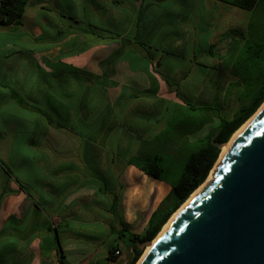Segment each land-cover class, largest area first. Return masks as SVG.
<instances>
[{
  "label": "crops",
  "instance_id": "0c3cea01",
  "mask_svg": "<svg viewBox=\"0 0 264 264\" xmlns=\"http://www.w3.org/2000/svg\"><path fill=\"white\" fill-rule=\"evenodd\" d=\"M236 1L31 0L19 26L0 25V264H59L56 251H47L54 241L48 224L59 229L56 242L67 264L119 263L123 248L107 238L113 237L107 210V223L100 222L103 237L92 245L74 239L80 229L70 228L75 219L90 223L80 212L105 207L106 201L108 209L111 202L106 195L98 200L90 183L96 163L101 171H113L111 165L87 149L111 138L127 147L153 134L162 140L165 126L156 118L172 100L187 108L174 78L182 82L201 67L196 52L209 59L217 83L226 78L222 87L235 81L225 74L230 63L222 55L225 18L240 10H226L233 7L227 3ZM201 82L199 75L192 82L197 93ZM97 116L102 134L95 137ZM190 130L183 136L198 132ZM195 142L185 138L184 144ZM130 170L149 183L150 202L159 184L166 188L146 227L170 187L127 165L123 180ZM128 193L120 198L119 211L130 229L143 214L144 201L128 203ZM116 244L120 255L111 259Z\"/></svg>",
  "mask_w": 264,
  "mask_h": 264
},
{
  "label": "water",
  "instance_id": "95a60500",
  "mask_svg": "<svg viewBox=\"0 0 264 264\" xmlns=\"http://www.w3.org/2000/svg\"><path fill=\"white\" fill-rule=\"evenodd\" d=\"M259 109L140 264H264V103Z\"/></svg>",
  "mask_w": 264,
  "mask_h": 264
},
{
  "label": "trees",
  "instance_id": "16d2710c",
  "mask_svg": "<svg viewBox=\"0 0 264 264\" xmlns=\"http://www.w3.org/2000/svg\"><path fill=\"white\" fill-rule=\"evenodd\" d=\"M30 1L31 0H0V25L19 26L25 8ZM227 4L250 14L248 29L253 28L255 23L257 26H260V24L264 26V0H239ZM261 28H259L255 34L253 33L249 36V39L255 42L248 47L247 57L245 58V62L247 63L258 60V71L249 78L244 79L240 77L236 82L228 84V88L230 89L225 93L226 97L231 95V92L235 90L236 101L238 103V108L230 117H221L219 110L215 107H195L184 102V105L190 111L204 115L202 121L191 125L190 132L195 133L204 125L210 124L212 122L211 117L217 118L218 124L203 138L199 139L197 143H194L196 145L193 144V146L191 144L187 146L190 153L185 158L180 174L174 180L167 176L166 165L163 163V159L158 155L152 157L148 156L143 160H140L138 156L132 155L126 160L127 166H133L147 177L165 183L170 187L167 196L150 214L146 227L141 234L131 232L120 214V196L117 190H119L121 185L119 184L118 178L113 176V171H109L108 169L101 171L99 169V163L95 164V170L94 173H92L90 183L94 182L96 186V195H106V197L110 196L111 198L110 205L107 209V212L112 217L109 230L112 235L116 236V243L120 241L121 246L126 252L125 264H136L139 261L145 249H141V247L148 242H152L156 238L170 217L187 201L191 194L205 182L219 158L222 146L229 142L231 136L245 124L264 103V42L256 44L258 40L263 38V30H261ZM235 32V30L232 31V33ZM238 67L242 69L239 63L233 64L232 71H239ZM101 119L102 117L98 118L97 116L95 137L102 134V129H99L101 123L98 122ZM80 134L86 136L87 132L81 129ZM95 155L99 156L98 151ZM127 155H129V151ZM108 174L112 178L109 186L107 185L106 177ZM100 180L103 181V185L99 183ZM51 211L50 209L48 210L49 218ZM46 229L53 235L54 239L52 243L47 244V251L55 250L58 263L67 264L62 247H60L61 242L59 244L56 242L55 232L58 238H60L59 229L52 228L50 224L47 225ZM20 234L21 232L17 231L16 235ZM113 249L114 253H120L117 244ZM114 253L110 252L109 256L111 259L116 257Z\"/></svg>",
  "mask_w": 264,
  "mask_h": 264
},
{
  "label": "rangeland",
  "instance_id": "374dc122",
  "mask_svg": "<svg viewBox=\"0 0 264 264\" xmlns=\"http://www.w3.org/2000/svg\"><path fill=\"white\" fill-rule=\"evenodd\" d=\"M226 10L229 11L235 10L236 12H238L237 8L229 7V6L226 7ZM249 20H250V14L242 10H239V13H234L230 18L229 17L225 18V28H224L225 55L224 56L222 55V58L226 63H230L228 70L231 71L227 72L225 70V74L233 76V80H235L233 82H236L237 79H239L240 77H243L244 79L249 78L259 69V66L257 64L258 60H254V62L247 63L245 62V58L247 57L248 47L253 45V42H255L253 40H250L249 36H251V34L253 33L255 34L261 27H262L261 30H263V35H262L263 38L258 40L256 44H260L264 42V26H262V24H260V26H257V24L255 23L253 28L248 29ZM221 21H219V26H220L219 29H221L222 27ZM231 27L233 28V30L236 31L235 33H231V34L229 32L227 33L228 28ZM205 39H206L205 32L201 31L199 36V40H200L199 47H201L202 49L205 47ZM228 41L232 42L231 50L226 49L227 47H229L227 46ZM194 55L196 57L195 61L198 64H200L201 67H198L197 71L191 72V74H189L188 77H186V79L182 82H180L181 77L174 78V80L176 81L174 82L175 85H179L181 87V93H180L182 94L181 102H186L189 105L195 107H201L204 105L215 107L216 109L219 110V114L221 117H225V118L227 116L230 117L229 115H231V113L236 111V109L238 108L235 90L231 92V95L226 97L225 93L228 92L230 89L228 88V84L222 87V83L226 78L225 79L223 78L224 80L219 79L220 82L217 83L215 80L216 78L211 76L212 70H210L208 65L209 59L206 58V56L201 57L200 53L197 52ZM175 61L181 62L178 59H176ZM175 61L174 64L176 63ZM235 63L236 64L239 63V66L241 65L242 69L238 67L239 71L237 72L232 71V65L233 64L235 65ZM176 64L177 65L175 66L178 68V63ZM198 75L202 80V82L199 84L201 86L200 88H202L199 93H197L194 87L192 86L194 84L192 82H194L196 76ZM203 76H205V79ZM203 116L204 115L201 113L192 112L185 107L181 108L177 106L176 103L172 100L169 101L167 104V111H164L162 113L159 112L156 118L161 122L163 126H165L163 131L160 132L159 135V137L162 138V140L154 139L153 138L154 134H153L142 140L131 141V143H133L134 146L127 147L121 145V142L117 141L115 138H111L108 140V143L106 145H103V142L99 141L97 142V145L95 147H89V149H87L89 155H94L98 151L99 155L106 158L105 160L107 161L108 166L111 165V168L115 173L113 174V176L115 178L116 177L118 178L119 184L121 185V187L117 191L120 198L123 199L124 192L126 194L129 192L127 195L128 203H131L132 198L135 199V201L137 202L138 200L143 198L144 203L140 204L142 206L144 205L143 214L136 215L137 223L131 226L130 228L131 232L135 234H141L144 231L145 229L144 223L146 217L149 215L151 209L165 195L166 188L164 185L158 183L159 184V189L157 191L158 195L152 202H150L152 200V197H149V194H151L149 193L150 186L147 185L149 183L146 182L145 180L143 182V177L141 174H139L135 170H130L125 175L124 178L125 181L122 179V174L126 166L125 164L126 160L129 159L130 156H132V153H134V155H138L139 153L142 152V155L139 156L140 160H143L145 157L148 156L152 157L154 155H158L163 159V163L166 165L167 176H169L170 179L174 180L180 174L181 169L184 165L185 158L190 153V150L187 148V145L184 144L185 138L190 139L191 142L196 141L195 143H197L198 139L203 138L218 124L217 118L211 117L212 122L210 124L205 125L196 134H192L191 136L189 135L183 136L187 127L190 129L191 125L198 123L199 121H202ZM151 119L155 120L154 117H152ZM193 144L194 143H192V145ZM128 151H129V155H127ZM216 165L217 162L215 163L210 174L213 173ZM210 174L208 177L211 176ZM106 177H107V185L109 186L111 184L112 178L109 174L106 175ZM148 180L151 181L150 179ZM99 183L100 184L102 183V185L104 184L103 181L101 180L99 181ZM154 183L157 184L156 182ZM104 197H105L104 195H97L98 200H103ZM109 198L110 196L107 199ZM103 203L106 204L107 206V201ZM106 206L103 207V205L101 204H96L95 210L90 211V213L87 214V211L86 212L82 211L79 213L81 216H83L84 218V219L82 218L83 221H87L90 223H83L81 220H77V219L70 221L71 229H74L76 227L80 229V232L74 231L72 233L73 238L86 241L88 245H92L96 243L97 239L103 237L104 231L101 230L100 222L107 223L106 221L107 218L106 217L104 218V215L108 216V213L106 214L104 213V210H107L105 209ZM92 219H95V221ZM107 238L110 240L111 238H116V236L113 235V237H107ZM147 247H145L142 256L144 255ZM121 248L123 247L121 246ZM121 256L122 258L120 259L118 264H125L126 252L124 249L123 252L121 253Z\"/></svg>",
  "mask_w": 264,
  "mask_h": 264
},
{
  "label": "bare ground",
  "instance_id": "6f19581e",
  "mask_svg": "<svg viewBox=\"0 0 264 264\" xmlns=\"http://www.w3.org/2000/svg\"><path fill=\"white\" fill-rule=\"evenodd\" d=\"M260 110V109H259ZM256 116V114L254 116H252L249 120H247L245 122V124H243L230 138L229 142L224 145L222 147V151L220 153L219 159L217 161H220L221 157L225 154V152L230 148V146L233 144V142L237 139V137L244 131V129L252 122V120L254 119V117ZM215 169V168H214ZM214 173V172H213ZM213 173H211L210 177L207 178V180H205L206 182L203 183L201 186H199L189 197V199H187V201L179 208V210H177L175 212V214L172 215V217L167 221V223L163 226L161 232L158 234V236L153 240V242L147 247V249L145 250L144 255L141 257L140 261L137 264H140L141 261L143 260V258L148 254V252L150 251L151 247L153 246V244L156 242V240L161 236V234L169 227V225L171 224V222L177 217V215L179 214V212L185 207L187 206V204L190 202V200L196 196L198 194V192L206 185L208 184L211 180H212V175Z\"/></svg>",
  "mask_w": 264,
  "mask_h": 264
},
{
  "label": "built area",
  "instance_id": "2783aa9c",
  "mask_svg": "<svg viewBox=\"0 0 264 264\" xmlns=\"http://www.w3.org/2000/svg\"><path fill=\"white\" fill-rule=\"evenodd\" d=\"M114 254H115V256H119V255H120V253H119V252H115Z\"/></svg>",
  "mask_w": 264,
  "mask_h": 264
}]
</instances>
